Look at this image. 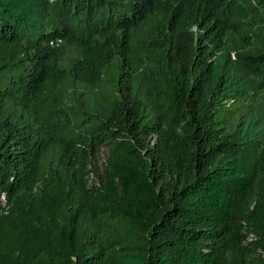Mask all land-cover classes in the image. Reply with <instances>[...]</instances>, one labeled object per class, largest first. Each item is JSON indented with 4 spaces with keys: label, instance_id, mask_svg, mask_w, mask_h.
<instances>
[{
    "label": "trees",
    "instance_id": "16d2710c",
    "mask_svg": "<svg viewBox=\"0 0 264 264\" xmlns=\"http://www.w3.org/2000/svg\"><path fill=\"white\" fill-rule=\"evenodd\" d=\"M0 264H264V0H0Z\"/></svg>",
    "mask_w": 264,
    "mask_h": 264
},
{
    "label": "rangeland",
    "instance_id": "374dc122",
    "mask_svg": "<svg viewBox=\"0 0 264 264\" xmlns=\"http://www.w3.org/2000/svg\"><path fill=\"white\" fill-rule=\"evenodd\" d=\"M69 51H70V52L68 53L69 56H72V55H75V54H76L75 49H71V48H70ZM106 157H107V154H106L105 151H103L102 154H101V156H100L101 163H103V162L105 161Z\"/></svg>",
    "mask_w": 264,
    "mask_h": 264
},
{
    "label": "built area",
    "instance_id": "2783aa9c",
    "mask_svg": "<svg viewBox=\"0 0 264 264\" xmlns=\"http://www.w3.org/2000/svg\"><path fill=\"white\" fill-rule=\"evenodd\" d=\"M2 198H3V204H4L5 203V198H4V196Z\"/></svg>",
    "mask_w": 264,
    "mask_h": 264
}]
</instances>
